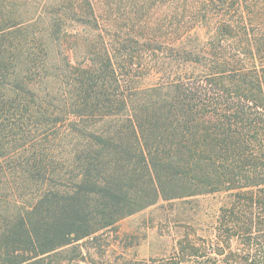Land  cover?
<instances>
[{"label":"trees","instance_id":"trees-1","mask_svg":"<svg viewBox=\"0 0 264 264\" xmlns=\"http://www.w3.org/2000/svg\"><path fill=\"white\" fill-rule=\"evenodd\" d=\"M0 264H264V0H0Z\"/></svg>","mask_w":264,"mask_h":264},{"label":"rangeland","instance_id":"rangeland-1","mask_svg":"<svg viewBox=\"0 0 264 264\" xmlns=\"http://www.w3.org/2000/svg\"><path fill=\"white\" fill-rule=\"evenodd\" d=\"M167 208L166 203H160L125 219L119 230L112 233L110 254L113 259L126 256L130 260H157L170 256L186 224L179 221L184 216L178 210L166 212ZM203 217L201 213L190 216L188 225L193 223L192 233L202 234L197 219Z\"/></svg>","mask_w":264,"mask_h":264}]
</instances>
